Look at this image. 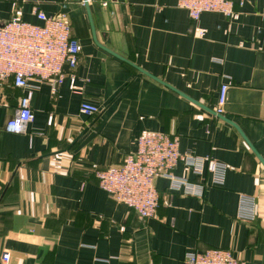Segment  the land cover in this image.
I'll return each mask as SVG.
<instances>
[{"label": "crops", "instance_id": "0c3cea01", "mask_svg": "<svg viewBox=\"0 0 264 264\" xmlns=\"http://www.w3.org/2000/svg\"><path fill=\"white\" fill-rule=\"evenodd\" d=\"M13 1L33 23L35 7L66 11L82 51L56 93L39 83L25 132L6 129L22 88L0 85V264L5 251L10 264H184L186 252L213 247L264 264V0H233L237 17L204 12L197 21L178 0H0V23ZM82 101L100 111L82 113ZM144 130L227 163L224 184L180 162L174 173L204 183L203 196L156 177L159 207L140 218L98 185L95 170L122 163ZM241 194L257 199L253 221L237 217Z\"/></svg>", "mask_w": 264, "mask_h": 264}, {"label": "built area", "instance_id": "2783aa9c", "mask_svg": "<svg viewBox=\"0 0 264 264\" xmlns=\"http://www.w3.org/2000/svg\"><path fill=\"white\" fill-rule=\"evenodd\" d=\"M117 0H104L108 6ZM178 6L188 11L197 21L204 12H219L228 17H237L233 0H178ZM11 18L0 23V85L7 79L22 88L19 105L15 115L6 124L9 132L21 133L35 118L31 101L39 83L49 82L53 93L63 83L64 65L71 69L78 65L82 45L71 35L68 13L60 11L57 15H47L34 8V13L41 23L23 19V12L16 1L12 2ZM205 32L199 30L198 36ZM230 79L229 75H224ZM71 88L75 85V76L71 74ZM229 81L221 83L217 104L214 111L225 114L228 98ZM80 111L95 114L99 107L91 102L82 101ZM53 117H49L51 124ZM208 130V128H207ZM137 148L129 152L122 163L104 169L95 170L98 185L107 191L117 202L124 203L136 210L140 218L153 217L159 207V193L155 187L156 177H167L171 189L183 190L188 194L202 197L205 185L192 182L187 177L174 173L173 169L180 162L192 169L193 173L203 176L210 173L211 183L222 185L225 182L228 165L211 156H197L183 153L179 149V139L163 131L144 130L137 136ZM237 217L253 221L257 217V199L252 194L239 197ZM11 254L5 251L2 264H10ZM184 264H245L238 259L231 249L213 247L185 253Z\"/></svg>", "mask_w": 264, "mask_h": 264}, {"label": "water", "instance_id": "95a60500", "mask_svg": "<svg viewBox=\"0 0 264 264\" xmlns=\"http://www.w3.org/2000/svg\"><path fill=\"white\" fill-rule=\"evenodd\" d=\"M85 4L86 5H88V1L87 0H85ZM87 8H88V11H89V6H87ZM122 58V57H121ZM255 150V149H254ZM256 151V150H255ZM256 153H257V151H256ZM258 154V153H257ZM261 158V157H260ZM261 160L263 161V159L261 158ZM264 162V161H263Z\"/></svg>", "mask_w": 264, "mask_h": 264}]
</instances>
